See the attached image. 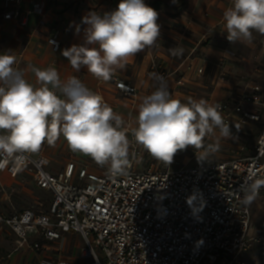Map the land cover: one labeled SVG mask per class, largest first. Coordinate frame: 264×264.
I'll return each mask as SVG.
<instances>
[{"label":"built area","instance_id":"2783aa9c","mask_svg":"<svg viewBox=\"0 0 264 264\" xmlns=\"http://www.w3.org/2000/svg\"><path fill=\"white\" fill-rule=\"evenodd\" d=\"M37 8L42 15L44 7ZM20 17L18 6L3 15L5 21ZM161 40L159 37L145 51L152 69L165 80L167 73L157 61ZM49 44L59 52L60 30L54 32ZM256 47L254 68L236 75L239 82L231 80L233 76L226 71L231 61L227 56L218 62V84L228 90L226 101L219 104L225 123L229 128L261 126L250 156L238 155L229 161L206 159L182 167L159 161L143 168L144 151L133 136L130 167L117 176L109 170L77 168L76 163L54 172L52 159L43 153L25 154L20 164L10 160L0 168V174L24 176L52 198L45 210L0 211V233L7 229L16 237L14 252L0 256V264H11L13 254L23 248L54 256L45 259L46 264H251L241 255L257 239L253 234L254 201L241 203L240 187L249 176L264 178V35ZM206 71L202 67L198 72L204 75ZM98 81L116 83L123 99L137 100L138 89L114 74L108 81ZM169 93L174 96L171 90ZM237 133L240 138L251 134ZM0 187L5 190L2 180ZM192 195L196 199L190 206L187 200ZM262 196L264 187L256 199ZM71 235L85 244L77 247L75 256L66 252Z\"/></svg>","mask_w":264,"mask_h":264},{"label":"clouds","instance_id":"9594fccd","mask_svg":"<svg viewBox=\"0 0 264 264\" xmlns=\"http://www.w3.org/2000/svg\"><path fill=\"white\" fill-rule=\"evenodd\" d=\"M158 13L144 0H120L116 10L84 17L88 26L85 43L62 51L77 72L86 67L98 80L108 81L130 59L152 48L159 36ZM222 20L227 39L251 44L253 33L264 35V0H231ZM173 56L182 48H170ZM12 51L0 53V168L10 160L20 164L25 154L39 153L42 145H54L63 136L73 152L89 156L111 175L125 173L130 167L129 139L124 118L76 76L61 81L55 67L33 68L39 86L29 83L15 68ZM159 87L143 98L138 108L135 142L153 158L170 165L175 154L192 146L204 147L207 137L230 136L219 105L204 99L181 102L171 97L162 76ZM212 145L198 155L206 160ZM264 187V178L249 176L240 187L241 203L250 205ZM195 195L188 198L191 206Z\"/></svg>","mask_w":264,"mask_h":264},{"label":"crops","instance_id":"0c3cea01","mask_svg":"<svg viewBox=\"0 0 264 264\" xmlns=\"http://www.w3.org/2000/svg\"><path fill=\"white\" fill-rule=\"evenodd\" d=\"M149 1L144 0L147 5ZM154 1L156 0L150 1L151 7ZM161 1L164 4H170L169 7L161 5L157 9L152 8L158 13L157 24L160 26L159 37L162 39V48L157 52L159 56L157 61L167 73L168 78L164 81L168 91L171 90L174 98L185 103L189 98H192L196 100L204 99L211 104L219 94L226 98V90L223 89L221 84H218L217 76L212 78L211 86L199 84L200 89L196 90L187 87L186 83H189V78L199 82L202 75L198 71L202 67L219 72L218 62L223 56H227L231 60L226 67V71L231 76L249 71V63L244 66L235 64H241V57L238 48L236 49L234 46L236 43L244 45L246 48H250L252 50L251 54L254 55L257 50L256 35H259L257 42L261 35L254 32V39L251 44L240 41L232 43L227 39L228 34L225 31L222 16L224 10L231 6V0ZM119 3L120 0H19L17 3L11 4L7 3V0H1L0 29L11 23L30 30L26 36V46L15 64L19 70H21L20 62L25 58L26 53L32 52V46H34L32 44L37 40L35 38H38L40 41H46L51 52L59 56V58L54 60L55 64L52 63L50 66L53 65L57 69L62 82L70 76H76L86 87L101 95L104 102H112L117 97L122 98L117 91L116 83H99L98 79L88 73L86 67H81L80 71L77 72L71 67L67 58L63 57L62 51L72 45L85 43V30L88 27L83 22L85 16L93 12L100 15L112 12L117 9ZM15 6L21 8V17L12 21H5L3 19L4 13ZM37 7H44L42 15L37 13ZM59 22L61 24L58 26L57 23ZM56 30H60L61 46L59 52H54L49 44V40ZM36 33H38V37H35ZM208 34L209 36H207ZM203 41H209V46L202 45ZM218 43L221 44L216 47ZM170 45L182 49L188 47V52L184 56H173L169 51ZM201 55L204 56L202 59L199 58ZM114 75L138 89L137 100H130L133 109L139 108L143 98L153 93L160 84V81L156 79V76H160V73L152 69L150 57L145 50L130 59L123 69H117ZM211 87L213 89L212 93L208 94L205 92V90L209 91ZM201 92H205L208 97H200L199 94ZM7 177L9 176L6 173L0 174L1 180L7 179ZM11 179L16 180V184L22 183L17 178L11 177Z\"/></svg>","mask_w":264,"mask_h":264},{"label":"rangeland","instance_id":"374dc122","mask_svg":"<svg viewBox=\"0 0 264 264\" xmlns=\"http://www.w3.org/2000/svg\"><path fill=\"white\" fill-rule=\"evenodd\" d=\"M1 11L2 9L0 0V12ZM60 24V22L57 23L58 26ZM28 32H30L29 29L27 30L23 27H19L17 24H6V26L0 29V53L12 51L11 54H14L16 56L17 62L19 60L20 54L26 46V36L28 35ZM35 37H38V33H36ZM258 37L259 35H256L255 43H257ZM35 39L37 40L32 44L34 45L32 46V52L25 54V58H23L20 62V69L24 73L25 79L28 80L29 83L39 86L36 82V77L32 69H45L52 63L55 64L54 60L56 58H59V56H56L51 52L46 41L43 42L38 38ZM209 43V41H203L202 45L209 46ZM220 44L221 43H218L216 47H218ZM169 48L176 47L170 45ZM234 48H238L241 57V64H235L244 66L249 63V71L252 70L254 68V55L251 54L252 50L250 48H246L244 45H240L239 43H236ZM187 52L188 47H184L183 52L180 55L184 56ZM200 52H198V54H200ZM203 57L204 56L201 55L199 58L202 59ZM247 72H240L237 73V75ZM216 76V80H218V78L221 76V71L216 72L214 69H207L206 73L201 76V79H199V82L191 80V78H189V83H186V86L191 88L192 90L200 89L199 84H208L209 86H211L212 78ZM232 76L233 77L230 78L231 80L239 82L238 76ZM224 90H227V88H225ZM212 91V87L209 91L205 90V92H207L208 94L212 93ZM205 92H201L199 96L207 98L208 95ZM224 101H226V98L222 97L219 94L218 97L216 96L214 98L211 104L219 105ZM107 104L111 106L116 113L120 114L124 118L127 135L130 142L129 149H131L133 137L132 129L137 126L136 117L138 115V107L133 109L130 101H127L125 99L123 100V98L120 97H117L112 102H107ZM260 127L261 126L258 124H252V126L240 128L239 126L234 125L233 128H230L231 134L228 138L220 137L219 132L217 133L216 131L215 136L205 138L204 147L201 150L197 151L192 146H189L184 150L178 151L173 158L172 165L173 167H182L185 164L187 166H194L197 163L203 162L204 160H198V155H200L201 152L208 150L209 145H212L213 148H217V150L209 151V155L206 159H213L215 161H229L233 159L234 156L238 155H241L242 157L250 156V154L253 152L254 146L257 144V138L259 134L258 131ZM237 130H241L251 134L247 137L244 136L240 138ZM242 148H244L243 151H241ZM143 151V168L149 167L151 164L157 165L159 160L153 158L146 150L143 149ZM40 153H43L44 156L53 159L51 162V170L54 172L63 171L64 167L71 162L76 163L77 168L86 166L93 172L108 171V166H100L89 156L71 151L63 136L59 137L54 145L47 144L45 149L41 147L39 154ZM21 177L17 178L22 182L21 184H16V180L11 179V177L2 179L5 190L1 189L0 187V211L10 212L13 210L18 211L26 208L45 210L46 208H48L52 198L51 194H47L43 191L38 190L29 179H27L26 177ZM252 214L253 234L257 239L256 241H253L247 251L242 253L241 257L243 260L251 264H264V197H260L254 200ZM67 240L68 244L66 245V252L72 256H75V254H77V247L85 245L84 241L78 236H68ZM41 243L43 244L44 242L41 241ZM15 245L16 237L9 230L4 229L3 232L0 233V256H4L6 254L14 252ZM13 257V264H46L45 259L54 258V256H52L51 254L45 256L43 252H32L28 248H23L19 252H15L13 254ZM204 264L208 263L205 262Z\"/></svg>","mask_w":264,"mask_h":264},{"label":"trees","instance_id":"16d2710c","mask_svg":"<svg viewBox=\"0 0 264 264\" xmlns=\"http://www.w3.org/2000/svg\"><path fill=\"white\" fill-rule=\"evenodd\" d=\"M161 5H164L165 7L168 8L170 4H164V2L161 1V0H156V1H154L152 3V7L156 8V9L159 8V7H161Z\"/></svg>","mask_w":264,"mask_h":264}]
</instances>
